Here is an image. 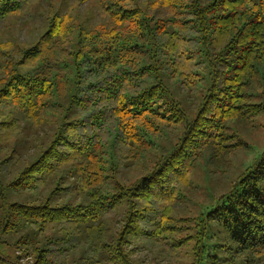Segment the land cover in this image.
<instances>
[{
  "label": "trees",
  "instance_id": "16d2710c",
  "mask_svg": "<svg viewBox=\"0 0 264 264\" xmlns=\"http://www.w3.org/2000/svg\"><path fill=\"white\" fill-rule=\"evenodd\" d=\"M44 1L0 0V31L41 21L33 42L0 44V264H136L137 247L193 237L199 256L210 225L263 251L264 151L198 215L176 212L203 156L227 173L249 148L230 123L264 115V0H99L96 25L77 19L84 0L31 14Z\"/></svg>",
  "mask_w": 264,
  "mask_h": 264
},
{
  "label": "rangeland",
  "instance_id": "374dc122",
  "mask_svg": "<svg viewBox=\"0 0 264 264\" xmlns=\"http://www.w3.org/2000/svg\"><path fill=\"white\" fill-rule=\"evenodd\" d=\"M75 0H45L40 2L31 9V14L42 13L45 11L47 3L54 4L55 7L62 6L63 12L68 8L69 4H73ZM99 0H84L77 10V19L86 21L90 25H96L102 21ZM17 18H15L16 20ZM21 23L15 26L7 25L3 31H0V44L8 43L11 49L15 46L11 43L28 44L38 38V32L41 28V21L34 18L29 23ZM18 53L16 54V57ZM185 106L193 103L192 99H182ZM231 130L238 133L245 141L248 142L249 148L246 149L243 156L238 161L230 158L233 163L238 164L235 169L224 173L228 167V162L217 166L208 161V156H203L198 167L192 175V182L188 189L184 192V204L177 210V215L181 217H189L198 215L201 208L207 207L216 202L217 198L227 194L233 187L238 174L244 171L246 166L252 165L254 160L264 151V115L261 114L253 118V122L249 125L233 121L230 123ZM182 128L175 133L159 139L156 142L154 152L149 157L150 162H155L159 157L167 154L178 141ZM54 127L45 126L39 129L35 145L30 146L24 152V161L26 162L37 146H41L49 140L53 134ZM35 135L31 134V137ZM38 137L40 139H38ZM35 138V137H34ZM139 171H132L125 175L119 173L116 177L110 179V186H113L117 180L122 182L133 181L139 176ZM1 215V210H0ZM116 220V218L114 219ZM119 223L116 222V225ZM197 231L192 227L189 230L181 231V235H186ZM208 235L204 242L200 244L199 256L195 253L198 237L188 239L183 245L179 246L176 252L169 247L151 248L146 246L144 249H137L132 252V258L136 264H264V250L255 252L251 250H240L237 243L227 235L226 230L219 225H210L207 229ZM1 247V245H0ZM196 250V251H195ZM10 252V251H9ZM18 254H24L19 251ZM24 254L22 262L24 264H32L31 255ZM70 256L64 264H85L84 260L77 261L76 258ZM198 258V260H197ZM100 264H110L107 262Z\"/></svg>",
  "mask_w": 264,
  "mask_h": 264
},
{
  "label": "bare ground",
  "instance_id": "6f19581e",
  "mask_svg": "<svg viewBox=\"0 0 264 264\" xmlns=\"http://www.w3.org/2000/svg\"><path fill=\"white\" fill-rule=\"evenodd\" d=\"M174 82V81H173ZM176 86V85H175ZM197 87V86H196ZM195 117H196V115H195ZM196 251V250H195Z\"/></svg>",
  "mask_w": 264,
  "mask_h": 264
},
{
  "label": "built area",
  "instance_id": "2783aa9c",
  "mask_svg": "<svg viewBox=\"0 0 264 264\" xmlns=\"http://www.w3.org/2000/svg\"><path fill=\"white\" fill-rule=\"evenodd\" d=\"M25 257H27V256H25Z\"/></svg>",
  "mask_w": 264,
  "mask_h": 264
}]
</instances>
